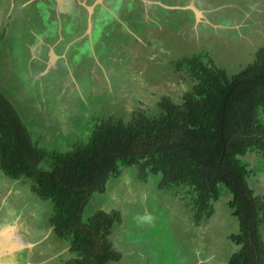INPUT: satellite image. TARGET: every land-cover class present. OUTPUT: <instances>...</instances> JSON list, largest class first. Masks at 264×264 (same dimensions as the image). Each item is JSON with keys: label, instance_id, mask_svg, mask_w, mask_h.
Instances as JSON below:
<instances>
[{"label": "rangeland", "instance_id": "rangeland-1", "mask_svg": "<svg viewBox=\"0 0 264 264\" xmlns=\"http://www.w3.org/2000/svg\"><path fill=\"white\" fill-rule=\"evenodd\" d=\"M43 1L14 0L9 16L1 14L9 0H0V90L46 149L72 150L101 119L158 114L162 97L182 103L198 83L190 67L176 65L186 57L231 77L264 47V0ZM51 46L62 47L60 58L46 57ZM258 117L264 122V109ZM243 159L252 170L250 187L264 195V158L251 150ZM52 165L49 158L41 163ZM137 174L135 166L123 168L85 208L84 219L98 209L121 211L110 239L124 258L113 264L228 263L237 248L229 235L238 231L229 190L222 187L198 219L190 186L159 188L160 175L142 181ZM0 178V212L18 205L11 213L22 226L16 249L34 252L8 262L2 249L14 240L3 238L0 264H65L74 254L48 223L51 202L32 193L26 178ZM260 217L264 240V210ZM42 248L47 253L40 256Z\"/></svg>", "mask_w": 264, "mask_h": 264}, {"label": "trees", "instance_id": "trees-1", "mask_svg": "<svg viewBox=\"0 0 264 264\" xmlns=\"http://www.w3.org/2000/svg\"><path fill=\"white\" fill-rule=\"evenodd\" d=\"M190 67L198 83L182 103L168 97L159 113L139 112L130 121L101 119L85 142L70 151L39 147L12 102L0 90V171L26 178L30 190L51 202L48 223L68 241L74 256L65 264H110L122 259L110 235L123 221L118 209H98L84 219L94 193L106 191L107 180L123 168L137 167L138 178L160 175L159 188L186 184L195 192L199 219L220 190L230 192L228 205L238 222L229 235L237 247L227 264H264L260 212L264 195L249 184L252 170L243 157L251 150L264 158V47L256 59L229 77L198 57L176 63ZM46 158L51 168H43Z\"/></svg>", "mask_w": 264, "mask_h": 264}, {"label": "crops", "instance_id": "crops-1", "mask_svg": "<svg viewBox=\"0 0 264 264\" xmlns=\"http://www.w3.org/2000/svg\"><path fill=\"white\" fill-rule=\"evenodd\" d=\"M12 1V2H11ZM40 1H42V0H40ZM53 0H46V1H43L44 3L46 2L47 3V5L48 6H50V4H51V2H52ZM59 3H60V5H62V6H64V5H66V4H71L70 2L71 1H67V2H65L64 0H57ZM61 1H63L64 2V4H62L61 3ZM13 6H14V0H9V6H8V8H7V10H6V12H3V13H1V14H6V15H9L8 14V11L11 9V8H13ZM40 11H41V9H39V7H38V12L40 13ZM49 12H50V7H49ZM92 11H90V13H91ZM0 14V15H1ZM10 16V15H9ZM25 16V22H28V19H29V16L28 15H23V17ZM45 17V16H44ZM29 23V22H28ZM60 49V50H59ZM59 49H54L53 48V46H51L48 50H50V51H48L47 52V55H46V57L48 56V58H51L52 56V53H54V54H56V59H58V58H60L61 57V53L63 52V50H62V47H60ZM48 65V67H51V65H49V64H47ZM1 172V171H0ZM4 176H6V175H4ZM1 183H3V179L2 178H0V184ZM0 198H1V196H0ZM3 200H2V198H1V201H0V208H4V207H2V205H1V202H2ZM13 205V204H12ZM12 208L14 209V210H12V211H10L9 213H13L14 211H16L17 210V208H18V205H13L12 206ZM0 213H2V216H4L5 214H8V211L6 212V213H4L3 211H1ZM1 216V217H2ZM1 240H3V238H0V241ZM7 250L5 249H2V251L4 252V254L7 256L8 255V257H7V261L8 262H15V261H18L20 258H23V256L24 255H27V257H24V259H26V258H29V257H32V253H34V252H32V250L31 251H29V253H26V252H24L22 249L20 250H17L16 249V246H17V240L15 241L14 240V242H10V244L8 245L7 244ZM42 252H45V253H47L46 252V250H44L43 248L41 249V251H40V253H42ZM38 253V252H37ZM40 253H39V255H40ZM44 255V253H42L40 256H43ZM52 255V254H51ZM56 256V254L53 256V257H55ZM51 257V256H50ZM123 258H124V254H123ZM122 258V259H123ZM22 260V259H21ZM1 261V260H0ZM113 263H117V262H111L110 264H113Z\"/></svg>", "mask_w": 264, "mask_h": 264}, {"label": "clouds", "instance_id": "clouds-1", "mask_svg": "<svg viewBox=\"0 0 264 264\" xmlns=\"http://www.w3.org/2000/svg\"><path fill=\"white\" fill-rule=\"evenodd\" d=\"M22 231L19 217L8 213L0 217V238L14 240Z\"/></svg>", "mask_w": 264, "mask_h": 264}]
</instances>
